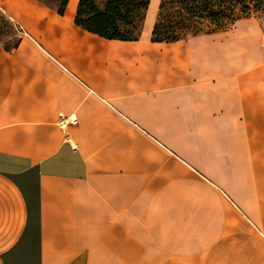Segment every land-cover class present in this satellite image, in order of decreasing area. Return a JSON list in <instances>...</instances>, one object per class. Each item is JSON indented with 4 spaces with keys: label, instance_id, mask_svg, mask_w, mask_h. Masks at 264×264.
Returning a JSON list of instances; mask_svg holds the SVG:
<instances>
[{
    "label": "crops",
    "instance_id": "0c3cea01",
    "mask_svg": "<svg viewBox=\"0 0 264 264\" xmlns=\"http://www.w3.org/2000/svg\"><path fill=\"white\" fill-rule=\"evenodd\" d=\"M79 2L0 0V264H264V24L153 41L150 0L139 38L109 39Z\"/></svg>",
    "mask_w": 264,
    "mask_h": 264
},
{
    "label": "trees",
    "instance_id": "16d2710c",
    "mask_svg": "<svg viewBox=\"0 0 264 264\" xmlns=\"http://www.w3.org/2000/svg\"><path fill=\"white\" fill-rule=\"evenodd\" d=\"M58 1L63 13L68 0ZM149 4L150 0H80L75 22L105 38L137 39ZM259 13H264V0H161L152 40L171 42L224 31ZM16 42L4 46L10 49Z\"/></svg>",
    "mask_w": 264,
    "mask_h": 264
},
{
    "label": "rangeland",
    "instance_id": "374dc122",
    "mask_svg": "<svg viewBox=\"0 0 264 264\" xmlns=\"http://www.w3.org/2000/svg\"><path fill=\"white\" fill-rule=\"evenodd\" d=\"M259 18L264 24V13H259L254 15ZM18 31L11 24L10 20L3 16L0 12V41L6 45L11 46L17 40ZM230 164L232 168L229 169ZM225 172V170L223 171ZM222 179L226 180V185L229 189L233 191L236 196V201L239 203L242 199L241 197V160L239 153L235 152L233 159L228 160L226 174L220 176ZM249 208L252 210L253 214L256 215L258 208L257 200L261 201L262 208L264 211V161H249ZM251 206V207H250ZM240 214V212L238 211Z\"/></svg>",
    "mask_w": 264,
    "mask_h": 264
},
{
    "label": "built area",
    "instance_id": "2783aa9c",
    "mask_svg": "<svg viewBox=\"0 0 264 264\" xmlns=\"http://www.w3.org/2000/svg\"><path fill=\"white\" fill-rule=\"evenodd\" d=\"M59 122L61 125L65 126L68 124H77L78 123V119L75 115H64V114H60L59 115Z\"/></svg>",
    "mask_w": 264,
    "mask_h": 264
}]
</instances>
